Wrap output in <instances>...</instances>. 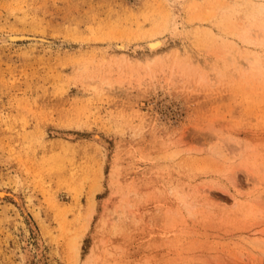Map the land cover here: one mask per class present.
Masks as SVG:
<instances>
[{
  "label": "rangeland",
  "instance_id": "obj_1",
  "mask_svg": "<svg viewBox=\"0 0 264 264\" xmlns=\"http://www.w3.org/2000/svg\"><path fill=\"white\" fill-rule=\"evenodd\" d=\"M260 4L0 0V264H264Z\"/></svg>",
  "mask_w": 264,
  "mask_h": 264
},
{
  "label": "bare ground",
  "instance_id": "obj_2",
  "mask_svg": "<svg viewBox=\"0 0 264 264\" xmlns=\"http://www.w3.org/2000/svg\"><path fill=\"white\" fill-rule=\"evenodd\" d=\"M204 1H206V0H204ZM255 1H258V2H255ZM261 1H263V0H207V2H208V5L207 6H205V14H206V17L208 18V17H213V15L215 14V11H216V7L217 8H219L220 10H222L223 12L224 11H226L229 15L231 14L230 12H233V11H236L237 13H242V12H247V13H256L257 11L259 12L260 10H261V4H260V2ZM190 5V4H189ZM191 5L193 6V8H195L194 7V2H191ZM195 6H197V5H195ZM189 8V7H188ZM196 9V8H195ZM221 11V12H222ZM263 11H264V9H263ZM235 12V13H236ZM261 12L262 11H260L259 12V14H261ZM218 13V12H217ZM216 13V14H217ZM246 13V14H247ZM215 14V15H216ZM221 14V13H220ZM220 14H218V15H220ZM233 14V13H232ZM204 15V14H203ZM262 15V14H261ZM222 16V15H221ZM220 16V17H221ZM227 17H228V15H226ZM226 16H225V14H224V17L226 18ZM232 16V15H231ZM246 16V15H245ZM248 16H249V14H248ZM247 16V17H248ZM252 16V15H251ZM256 16V15H255ZM246 17V18H247ZM215 18V17H214ZM210 18H208V20H209ZM216 19V18H215ZM238 19H240V18H238ZM241 20V19H240ZM243 20V19H242ZM258 20V19H257ZM232 21H233V19H232ZM238 21V20H237ZM237 21H233V22H237ZM249 21V20H248ZM259 21V20H258ZM255 22V21H254ZM260 22V21H259ZM242 23V22H241ZM251 23H253V22H251ZM235 24H237V23H235ZM247 24V23H246ZM248 25V24H247ZM263 34H264V27H263ZM152 35V34H151ZM262 35V34H261ZM249 37H248V39L247 40H253V37L251 36V35H248ZM29 38V36L27 35V34H25V33H11V34H9L8 36H6V38H7V40L8 41H16V40H21V39H25V38ZM34 39H37V37H34ZM40 41H44L45 39L43 38V37H39L38 38ZM260 39V38H259ZM162 45V41L160 40V39H158V38H154V39H150L148 42H147V47L149 48V50H150V52H155V51H157V49L160 47ZM178 46V45H177ZM176 46V47H177ZM184 47H185V45H184ZM116 48H117V50L118 51H124L125 50V46H124V44H117L116 45ZM174 48V47H173ZM192 49L193 48H188V46H187V48L185 47V48H183V46L182 47H180V45H179V48L178 49H176V52L178 53V56H179V58H180V55H185V56H187V58H190L191 60V63H193L192 62V58H193V60H195L194 59V50L192 51ZM177 53H175V55L177 54ZM196 54H197V52H196ZM199 54V53H198ZM124 56H125V54H123ZM177 56V55H176ZM246 56V55H245ZM196 57V56H195ZM181 58H182V56H181ZM197 58H198V55H197ZM244 58V57H243ZM176 59H178V57L176 58ZM187 60V59H186ZM185 60V61H186ZM197 60V59H196ZM244 60V59H243ZM242 59H241V61H239V62H241V63H243V67H245L246 66V64H245V66H244V63H247V62H242L243 61ZM189 61V60H188ZM188 61H186V62H188ZM198 61H200V60H198ZM197 61V62H198ZM245 61V60H244ZM237 62H238V60H237ZM185 63V62H184ZM240 63V64H241ZM238 64V63H237ZM248 64V63H247ZM237 66H239V64L237 65ZM0 195H2L1 193H0ZM259 245H261V247H262V249H263V253H264V243H261V244H259ZM258 245V246H259ZM261 247H259V248H261Z\"/></svg>",
  "mask_w": 264,
  "mask_h": 264
}]
</instances>
